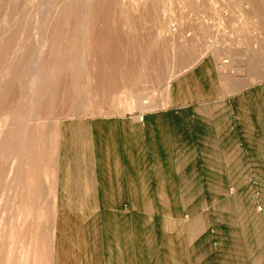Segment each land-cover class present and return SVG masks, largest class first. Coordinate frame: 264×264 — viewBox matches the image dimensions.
Returning a JSON list of instances; mask_svg holds the SVG:
<instances>
[{"label":"crops","instance_id":"0c3cea01","mask_svg":"<svg viewBox=\"0 0 264 264\" xmlns=\"http://www.w3.org/2000/svg\"><path fill=\"white\" fill-rule=\"evenodd\" d=\"M220 7L192 10L207 18L192 31L200 51L189 56H199L172 80L163 107L69 121L62 131L57 207L94 210L69 219L77 234L101 231L102 247L92 252L100 264H264V166L261 212L256 188L243 190L252 215L242 223L261 225V232L192 227L188 216L170 212L246 197L221 183L224 171L207 162L234 161L238 153L264 161V1L227 0ZM249 173L248 167L239 176ZM63 225L56 233L61 244ZM158 235L187 247H143Z\"/></svg>","mask_w":264,"mask_h":264},{"label":"rangeland","instance_id":"374dc122","mask_svg":"<svg viewBox=\"0 0 264 264\" xmlns=\"http://www.w3.org/2000/svg\"><path fill=\"white\" fill-rule=\"evenodd\" d=\"M51 1L0 0V264H100L101 257H92V252L95 245L102 247L101 231L95 234L83 229L77 234V224H70L69 219L92 216L94 210L57 207L62 131L69 121L140 115L163 107L172 80L199 56H189L200 51L192 31L207 18H196L192 10H216L227 0H189L190 16L177 10L181 9L180 0L175 4L169 0H96L92 29L84 46L77 23L84 0H58L57 11L63 8L68 13L62 10L67 16L64 19L58 12L48 15ZM168 11L173 15L166 16ZM46 20L52 37H48L42 79L36 87L35 55ZM173 22L178 24L175 32L171 30ZM10 37L14 38L12 48L4 55L1 49ZM51 91L56 92L55 105L47 110V101L41 103ZM147 101L155 107L140 106ZM31 104L35 115L31 114ZM25 131L29 132V148L39 145L41 149L38 177L30 174L29 168H21L19 147ZM207 165L224 171L225 178L219 181L246 197L236 203L224 200L216 206L207 199L210 208L170 210L174 217L188 216L185 223L192 227L204 224L211 229L225 226L223 231L231 228L238 233L263 231L261 225L254 229L242 221L252 215L243 190L247 185L255 186L254 180L262 186L264 161H247L238 153L237 160L209 161ZM248 167L249 177L239 176ZM210 178L218 181L217 176ZM28 191H39V196L25 200L23 193ZM257 191L260 199L262 187ZM59 222L67 229V240L62 244L60 238L56 240ZM143 247L187 246L158 235V241H144Z\"/></svg>","mask_w":264,"mask_h":264},{"label":"bare ground","instance_id":"6f19581e","mask_svg":"<svg viewBox=\"0 0 264 264\" xmlns=\"http://www.w3.org/2000/svg\"><path fill=\"white\" fill-rule=\"evenodd\" d=\"M53 1H51V3H50L48 15L51 17V14H52L51 12H53V13L58 12L57 14L61 19L66 18L67 16H65V14L68 15V13L66 11H64L63 8H62V10L65 12V14L62 10H59L60 12L57 11V8L59 5L58 0H56L57 2H55V3ZM95 1L96 0H84L83 5H82V9L80 10L81 11L80 14H82V16H79V14L77 15V23L79 24V29H80L79 30L80 31L79 40L81 41V44H83L82 46H84V41L86 39V36H88L90 30L92 29V28L90 29V23H91V19L94 16L93 8H94V5L96 4ZM187 1H189V0H187ZM187 4H189V3H187ZM48 21H49V19H48ZM48 21H47V23L45 22L46 24L44 23L45 26H44V30L42 32V38H41L39 53L35 55V57L37 56V60L35 62L36 63L35 65L37 68V73H36L35 84H34V86H36V87L39 85V83L41 82V79H42V77H41L42 60L44 59L45 50L47 49L48 37H49V39H51V37H52V34L50 35V30H49L50 29L49 28L50 22L48 23ZM13 39H14L13 37H10L5 42V44L3 45L1 50H2L4 55H6L9 52V50L12 48L11 46L13 43ZM81 63H82L81 67L84 68L85 67L84 61ZM33 89H34V87H33ZM34 94L37 96L36 89L34 90ZM55 94H56V92L51 91L42 101L41 105L45 101H47L45 103V108H47V110H51L53 108V106L55 105V100H56ZM48 97H49V99L47 100ZM140 106H142L143 108L145 107L147 109H151V108L155 107L153 105L152 101H147V102L141 104ZM143 108H141V109H143ZM31 114L35 115V108H34L33 104H31ZM28 140H29V132L25 131L23 133L22 142H21L20 147H19L20 156H21L20 162H22L21 168H24V167H26L27 169L29 168L30 169L29 173L32 174L33 176L38 177L39 173H40V166H41V160L39 158V154H42L41 149H40L39 145H36V147H34V148L32 147V149L29 148V144L27 143ZM43 152L45 153L44 150H43ZM31 154H32V156H31ZM33 155H34V157H33ZM42 163L44 164V157H43ZM23 195H25L24 196L25 200H28L29 196H30V199L35 200L39 196V191H35L32 194H31V191H28L27 193H23Z\"/></svg>","mask_w":264,"mask_h":264},{"label":"built area","instance_id":"2783aa9c","mask_svg":"<svg viewBox=\"0 0 264 264\" xmlns=\"http://www.w3.org/2000/svg\"><path fill=\"white\" fill-rule=\"evenodd\" d=\"M177 1H179V0H169V2H172L173 4L177 3ZM180 1H181L180 2L181 9H177V10L182 11L184 13V15H188V16L192 15L191 10L187 6V0H180ZM217 8H219V6H217ZM165 15L166 16H172L173 13L168 11L167 13H165ZM177 28H178L177 22H173L171 24V30L175 32L177 30ZM253 184L255 185L254 187L256 188V190L259 189L260 184H259V182L257 180H254ZM257 193H258V191L256 192V198H255V201H256V204H257L256 207H257L258 211L261 212L262 211V206L259 204V202H257V198H258V194Z\"/></svg>","mask_w":264,"mask_h":264}]
</instances>
